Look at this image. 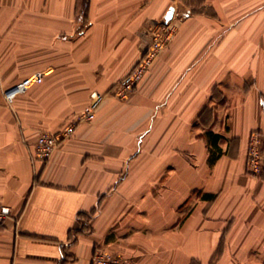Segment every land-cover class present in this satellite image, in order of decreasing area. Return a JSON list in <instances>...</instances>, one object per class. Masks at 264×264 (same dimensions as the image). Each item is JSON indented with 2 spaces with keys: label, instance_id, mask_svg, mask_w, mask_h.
<instances>
[{
  "label": "crops",
  "instance_id": "0c3cea01",
  "mask_svg": "<svg viewBox=\"0 0 264 264\" xmlns=\"http://www.w3.org/2000/svg\"><path fill=\"white\" fill-rule=\"evenodd\" d=\"M166 21L167 45L118 98ZM94 90L106 93L95 118L38 158L39 134L76 120ZM254 130L264 0H0V203L12 209L0 264H92L100 247L123 264H264Z\"/></svg>",
  "mask_w": 264,
  "mask_h": 264
},
{
  "label": "built area",
  "instance_id": "2783aa9c",
  "mask_svg": "<svg viewBox=\"0 0 264 264\" xmlns=\"http://www.w3.org/2000/svg\"><path fill=\"white\" fill-rule=\"evenodd\" d=\"M166 26L154 33L153 41L148 46L139 62L126 74L115 86L113 93L120 99H127L143 79L155 58L165 48L173 34L174 26L166 21ZM169 24V25H168ZM43 75L35 73L17 82L5 90V98L8 103H13L15 98L27 91L33 84L41 82ZM106 93L94 90L90 94L88 106L78 115V118L66 125L59 133L42 131L36 141L37 157L43 160L50 158L59 145L62 138L70 136L79 121H91L96 116V111L105 99ZM247 172L254 176H264V131L254 130L250 133L247 147ZM12 209L9 204L0 203V225L11 215ZM123 253L109 248H98L92 258V264H123Z\"/></svg>",
  "mask_w": 264,
  "mask_h": 264
},
{
  "label": "trees",
  "instance_id": "16d2710c",
  "mask_svg": "<svg viewBox=\"0 0 264 264\" xmlns=\"http://www.w3.org/2000/svg\"><path fill=\"white\" fill-rule=\"evenodd\" d=\"M210 135H212V140H213L214 143H216L217 139L220 137V134H218V133H212L211 132Z\"/></svg>",
  "mask_w": 264,
  "mask_h": 264
},
{
  "label": "water",
  "instance_id": "95a60500",
  "mask_svg": "<svg viewBox=\"0 0 264 264\" xmlns=\"http://www.w3.org/2000/svg\"><path fill=\"white\" fill-rule=\"evenodd\" d=\"M172 13H173V8H171V9L169 10V12H168V14H167L166 17H167V18L171 17Z\"/></svg>",
  "mask_w": 264,
  "mask_h": 264
}]
</instances>
